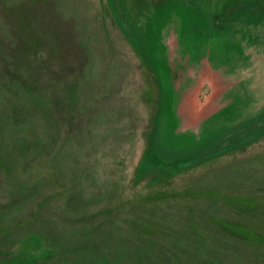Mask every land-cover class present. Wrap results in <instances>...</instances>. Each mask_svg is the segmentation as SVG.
<instances>
[{
    "label": "rangeland",
    "instance_id": "374dc122",
    "mask_svg": "<svg viewBox=\"0 0 264 264\" xmlns=\"http://www.w3.org/2000/svg\"><path fill=\"white\" fill-rule=\"evenodd\" d=\"M122 1L132 11L141 2ZM110 5V0H0V167L8 173L12 164L31 177L28 183L15 184L18 198L0 208V230L6 233L0 236L5 239L0 264H40L52 258L46 254L53 249L61 250L67 264H187L192 235L185 234L187 240L179 242L184 232L175 226L185 215L204 225L206 234L198 237V246L201 261L209 262L221 253L214 242L207 245V219L214 214L229 216L226 220L233 219L236 226L242 224L241 216L205 198L201 203L207 211L202 216L185 212L183 203L192 204L202 191L209 199L224 198L227 189H253L257 180L264 181V136L245 150L218 159L220 164L202 175L201 169L191 170L194 163L187 160L180 166L185 169L161 171L160 166L148 165L144 174H138L146 177L139 186L128 178L129 169L111 166V157H120L100 147L112 138L108 133L143 125L144 118L109 115L114 103L127 100L126 88L99 98L117 70L120 54L130 60L132 76H138L127 47L122 43L119 47L110 36ZM7 7L18 11L11 24L6 23ZM151 8L146 34L152 51L162 47L163 29L176 31L180 24L177 32L192 49L210 47L219 50L217 56L226 55L233 79L249 70L250 81L263 80L264 0H152ZM41 79L57 87L56 93L41 92L36 86ZM46 96L51 108L42 116ZM99 100L106 109L102 116ZM59 124L63 126L54 142ZM59 135L61 143L55 149ZM42 146L52 148L50 160ZM123 157L128 162L137 158ZM198 175L203 178L195 183ZM211 185L214 191L207 188ZM227 246L233 257L253 251L239 240Z\"/></svg>",
    "mask_w": 264,
    "mask_h": 264
},
{
    "label": "flooded vegetation",
    "instance_id": "af4514ba",
    "mask_svg": "<svg viewBox=\"0 0 264 264\" xmlns=\"http://www.w3.org/2000/svg\"><path fill=\"white\" fill-rule=\"evenodd\" d=\"M110 2L111 10L107 11V22L111 28L110 36L119 43V47L120 43L127 47L126 54L132 58L138 76H132L130 60L120 54L119 57L117 56V66H114L117 70L116 72L113 70L114 74L108 78L105 92L99 98L106 99L110 90L113 94L124 93L127 90V100L119 103H123L121 106L114 103L109 115L118 118L119 116L144 118L143 125L130 127L121 132L110 131L108 134L112 135V138L107 139L109 142L105 140V145L102 142L100 147L103 152L120 157L119 159L111 157L110 164L113 168L123 166L126 171L129 169L128 178L130 181L133 179L132 183L139 186L142 182H146V177L145 175L138 177V174L139 172L144 174L148 165L160 166L161 171L171 168L185 169L180 166L187 160L192 162V165L194 163L191 170L201 169L199 173L202 175L206 168L220 164L218 159L237 149L245 150L264 136V78L261 82L250 81L251 73L246 70L237 74L238 79H233L226 55L217 56L219 50H212L210 47H206L208 49L204 47V50L192 49L182 38L181 33L177 32L180 24H176V31L163 29L162 47L152 51L146 34L151 23L152 0L143 2L141 0L134 11L131 10L130 4L122 0H110ZM107 4L108 1L106 6ZM5 14L6 23L11 24L14 14L11 11ZM107 34L106 29H103V40L108 45ZM36 47L37 45L34 44V48ZM111 56L114 61V52ZM153 58L156 62L150 64L149 60ZM36 86L42 90L41 92L46 91L51 94L57 91V87L51 86L48 79L37 80ZM153 87L156 91L152 90ZM124 88L126 90H123ZM43 98L44 112L40 115L45 116V112L51 107L49 98L47 96ZM100 100L98 108L102 116L106 113V109L102 104L103 101ZM232 116L238 117L233 121ZM61 126L63 124H59L57 128L54 142ZM105 131L108 132L109 129ZM60 139L59 135L55 149L61 143ZM42 148L44 156L50 160L52 148L49 146L46 149L43 146ZM123 156H131L132 159L137 156V158L136 161H131L129 158L128 162L123 161ZM10 159L9 163H13L14 160L18 162L21 157L18 155L14 160ZM263 169L264 167L261 171ZM195 173L193 171L192 174ZM30 178V172L21 167L9 164L8 173L0 167V208L6 207L8 202H14L15 198H18L19 193L14 191L13 186L19 182L28 183ZM201 178L203 177L198 175L194 182L198 183ZM259 181L261 180H257V185L253 186V189L250 187L243 190L227 189L223 192L224 198L209 199L210 196H206L202 191L192 204L183 203L185 212H194L202 216L207 211L204 209V203H201L205 198L207 202H216L211 203L212 205L224 204L231 212H238L242 219V224L235 226L232 223L233 219L226 220L229 216L215 214L211 217L207 216L210 217L207 219L206 236L209 238L206 241L207 245L210 246L214 242L221 255L218 253L220 256L213 255L209 262H202L198 237L206 234L205 227L199 223L200 219L196 223L195 220L189 219L190 217L182 216L184 217L181 220L182 224H175L178 230L184 232L183 240L178 239V241L185 242L187 240L185 234L190 233L193 243L190 247L192 258L191 261L187 259V264H264V181ZM144 186L143 184L142 187ZM214 187L211 185L207 188L214 191ZM25 210H22L21 215L25 214ZM208 212L210 213L209 210ZM100 217L102 222L103 216ZM216 222L225 230L218 228ZM227 228L229 232L234 233L235 230L238 233H234L235 237H233ZM3 234L6 237V233L0 230V236ZM238 240L245 248H252V254H247L246 251L239 257H233L234 254L227 245L238 244ZM4 242L5 239L0 240V244ZM50 251L46 255L52 258L40 264H67L66 256H62L61 250Z\"/></svg>",
    "mask_w": 264,
    "mask_h": 264
},
{
    "label": "crops",
    "instance_id": "0c3cea01",
    "mask_svg": "<svg viewBox=\"0 0 264 264\" xmlns=\"http://www.w3.org/2000/svg\"><path fill=\"white\" fill-rule=\"evenodd\" d=\"M8 9H10V11L13 13V14H15L16 12H18V11H15L14 9H12V8H9V7H7ZM22 8V7H21ZM19 9V8H18Z\"/></svg>",
    "mask_w": 264,
    "mask_h": 264
},
{
    "label": "trees",
    "instance_id": "16d2710c",
    "mask_svg": "<svg viewBox=\"0 0 264 264\" xmlns=\"http://www.w3.org/2000/svg\"><path fill=\"white\" fill-rule=\"evenodd\" d=\"M9 16H11V15L9 14Z\"/></svg>",
    "mask_w": 264,
    "mask_h": 264
}]
</instances>
